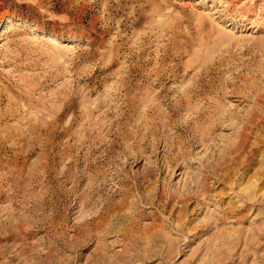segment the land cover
Listing matches in <instances>:
<instances>
[{
	"label": "rangeland",
	"instance_id": "374dc122",
	"mask_svg": "<svg viewBox=\"0 0 264 264\" xmlns=\"http://www.w3.org/2000/svg\"><path fill=\"white\" fill-rule=\"evenodd\" d=\"M0 264H264V0H0Z\"/></svg>",
	"mask_w": 264,
	"mask_h": 264
},
{
	"label": "bare ground",
	"instance_id": "6f19581e",
	"mask_svg": "<svg viewBox=\"0 0 264 264\" xmlns=\"http://www.w3.org/2000/svg\"><path fill=\"white\" fill-rule=\"evenodd\" d=\"M253 116V115H252Z\"/></svg>",
	"mask_w": 264,
	"mask_h": 264
}]
</instances>
